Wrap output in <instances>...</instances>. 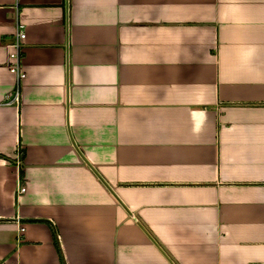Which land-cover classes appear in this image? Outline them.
Segmentation results:
<instances>
[{
	"label": "crops",
	"instance_id": "crops-1",
	"mask_svg": "<svg viewBox=\"0 0 264 264\" xmlns=\"http://www.w3.org/2000/svg\"><path fill=\"white\" fill-rule=\"evenodd\" d=\"M0 264H264V0H0Z\"/></svg>",
	"mask_w": 264,
	"mask_h": 264
},
{
	"label": "built area",
	"instance_id": "built-area-1",
	"mask_svg": "<svg viewBox=\"0 0 264 264\" xmlns=\"http://www.w3.org/2000/svg\"><path fill=\"white\" fill-rule=\"evenodd\" d=\"M25 38V26L21 22L17 21L15 40L11 45L8 46L7 56L8 70L16 79V90L12 94V96H10V99L7 102L8 105H16L20 100L18 84L25 78V73L20 69V61L22 58V44ZM22 191L23 190H21V192Z\"/></svg>",
	"mask_w": 264,
	"mask_h": 264
}]
</instances>
